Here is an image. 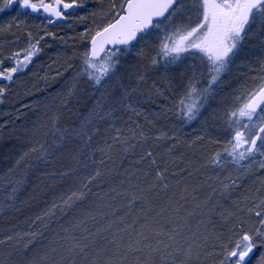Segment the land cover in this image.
<instances>
[{"label":"snow or ice","instance_id":"obj_1","mask_svg":"<svg viewBox=\"0 0 264 264\" xmlns=\"http://www.w3.org/2000/svg\"><path fill=\"white\" fill-rule=\"evenodd\" d=\"M87 8V0H3L0 13L17 12L3 30L25 29L27 46L9 52L0 60V66L5 62L12 65L0 70V81L14 82L16 74L23 72L41 53V45L46 40H65L49 28L56 22H67L69 10ZM34 15L44 17L47 23L28 25L27 17ZM20 16L25 19L20 20ZM89 17L98 18L100 22L85 27L78 34L87 44L83 52L73 53L79 57V70L74 71L64 89L53 96L54 101L59 100L60 110L52 112L43 123L37 117L30 129L22 130L23 136L15 128L7 136L0 131V161L11 162L0 176L9 189L7 198L12 202L7 208L20 210L15 202L25 189L28 177L37 172L39 166L52 169L38 171L40 178L50 182L45 188V194L51 192L50 200H45V207L27 218V230L14 225L9 230L11 234L0 239V245L12 247L19 256L18 264H197L202 262V256L213 258V264H264V177H258L260 187L255 192L242 193L239 200L233 202L235 211H228L227 216L221 214L230 224L227 243L222 242V232L200 233L190 229L192 218L201 213L197 211L200 204L182 212L184 206L180 201L187 199V186L179 197H168L160 205L154 203L156 197L152 196V191L157 184L164 190L169 187L164 182L166 168L155 172L148 188L131 195L126 205L128 215L137 203L140 207L130 223L121 216L102 227L97 226L95 231L87 227L89 221L95 222L106 215L92 208L94 201L90 197L100 195L93 192V186L105 176L100 165L113 147L112 144L100 149L92 147L93 138L100 133L99 126L93 125L114 120L121 109L139 117L142 112L136 105L141 100L163 97L160 110L153 115L160 117L172 111L178 120L188 124L198 120L210 101L219 96L217 107L212 109L213 127L219 134L213 135L205 120V130L195 140H206L207 145L219 149L210 154L205 166H231L239 173L227 183L220 181L221 195H231L240 177L264 170V0H110L106 7L101 4L98 10L78 16L76 20L84 23ZM146 50H154L155 54L149 55ZM123 58L139 59L129 62L125 68ZM238 59L244 66L251 65L250 74L232 88L224 77ZM161 65V75L147 85L149 72L160 70ZM181 65H185V70L179 73L177 82L169 74V67ZM73 69L74 65L68 63L64 71ZM57 75L63 73L57 72ZM157 80L163 86H158ZM81 81L94 93H99L86 113L72 107L73 101L78 102L84 94ZM176 88H180V92L172 102L167 93ZM8 91L9 87L0 83V97ZM106 104L108 108L104 111ZM32 107L24 105L25 109ZM145 120L154 124L147 116ZM132 123L135 128L129 129L131 137H121V130L117 128L118 135L112 138L114 143L125 145V152L129 147H136V143L130 141L138 143L148 139L144 126ZM4 127L0 125V130ZM40 129L45 130L46 138L51 136L50 142L48 139L33 141L32 137ZM12 139L18 143L4 145L5 140ZM155 139L179 142L175 135L168 136L166 132H160ZM26 144L31 146L26 147ZM174 147L172 144L168 151ZM85 149H89L87 154ZM96 151L105 159H95ZM143 159L156 164L151 151L145 152ZM58 162L62 171L55 170ZM89 168L92 170L88 171ZM215 191L213 189V193ZM115 211L113 209V215ZM117 221L120 226L113 230ZM200 223L205 221H199L197 228ZM45 240H48V251L58 259L50 261L47 255H40L39 250L32 251L29 257L33 246H44ZM209 241H213L211 250Z\"/></svg>","mask_w":264,"mask_h":264},{"label":"trees","instance_id":"obj_2","mask_svg":"<svg viewBox=\"0 0 264 264\" xmlns=\"http://www.w3.org/2000/svg\"><path fill=\"white\" fill-rule=\"evenodd\" d=\"M87 2V9L73 10L69 14L70 19L67 22H58L49 28L50 31L57 33L58 36L65 37V40H46L41 45V53L33 58L31 64L23 72L16 74L14 82L9 84L6 81H0V83L9 87V91L0 97V101H2L0 102V125H5L0 131L5 136L13 128L17 129L18 134L23 136L22 130L24 128L30 129L33 122L37 120V117L43 123L52 112L60 110L59 100L54 101L53 96L61 92L64 89L65 82L70 79L74 71L79 70V57L78 55L74 56L73 53L78 54L83 52L87 44V41L79 39L78 34L83 32L85 27H91L94 23L100 22L98 18L94 20L92 17H89L88 21L80 23L76 20V17L85 15L93 10H98L101 4L106 7L110 0H87ZM16 16L17 12L15 10L6 11L0 15V60L4 59L9 52L17 51L27 46L25 29L21 28L17 30L13 27L11 31L3 30ZM19 19L24 20L25 17L20 16ZM42 22L47 23L44 21V18L35 15L27 17L28 25L41 24ZM32 31L35 32V28ZM249 43L255 42L250 41ZM135 51L134 49L133 57ZM146 51L150 55L155 54L154 50ZM138 59L123 58L122 63L126 68L129 62H137ZM142 62L146 63V61ZM68 63L73 64L74 69L65 72L64 69ZM249 67L251 65L244 66L241 60L238 59L224 79L230 81L231 87L235 88L248 78L250 74ZM162 68L163 65L160 66V70L149 72L147 85H151L153 79L161 75ZM184 70L185 65L179 67L170 66L169 74L175 77L178 82L179 73ZM121 71H124V68ZM128 71H132V69H128ZM187 71L190 75L191 69L189 68ZM57 72L63 73V75L58 76ZM45 76L48 77L47 80L42 79ZM186 78L187 76H185ZM157 84L158 86H163L159 80H157ZM147 85H142V87L146 88ZM81 86L85 89L84 94L79 98L78 102L73 101L72 107L79 108L86 113L89 108L93 107L99 93H94L83 81H81ZM179 92L180 88L169 91L167 95L170 101L174 102L178 98L176 94ZM162 101L163 97H154L150 100L138 102L136 106L142 112V115L139 117H136L132 113H126L121 109L115 114L116 118L114 120L94 123L93 126H99L100 133L93 138L92 147L100 149L104 148L106 144H112L113 147L107 159L99 151L95 153V159H105V162L100 165L105 172V176L93 186V192L100 195L90 197V199L94 201L92 208L102 211L106 215L103 219L98 218L95 222L89 221L87 227L91 231H95L97 226L102 227L109 221L121 216H125L127 222L130 223L132 218L138 215L137 209L140 207L139 203H137L131 210V215H128L129 209L126 205L131 195L133 193L138 194L141 188H148L155 177V172L166 168V180L164 182L169 187L167 190H164L157 184L156 188L152 191V196L156 197L154 203L160 205L168 197H179L181 190L187 186L188 192L185 193L187 199L180 201V204L184 206L182 212L184 210H191L196 204H200V208L197 211L201 213L192 218L190 229L192 231H199L200 233L222 232L224 234L222 242L227 243L230 235L228 232L230 224L223 220L221 214L227 216L228 211H235L233 202L238 201L242 193L248 191L255 192L260 187L258 177H264V170H257L253 175L240 177L237 180L238 187L231 195H221L220 181L227 183L229 182V178H236L239 176V173L231 166L226 168L205 166L210 159V154L219 149L207 145L206 140H195L205 130V120L209 122L210 127L208 130L212 131L213 135L219 134L213 127L214 121L212 120V109L217 107L219 96L210 101L209 106L203 110V115L198 120L188 124H184L178 120L172 111L160 117L154 116L153 113L160 110L159 105ZM24 105H33V107L25 109ZM45 105H47V108H45ZM107 108L108 105L106 104L104 111H107ZM102 114L103 112H101ZM130 116L131 120L129 119ZM145 116H147L148 120H152L154 124H148ZM13 121L15 122L14 124ZM132 121L144 126L148 139L138 143L130 141V143H136V147H129L128 151L125 152L123 150L125 145L114 143L112 138L118 135L115 131L117 128L121 130L119 133L121 137H131L132 133L129 129L135 128V124ZM109 123L112 124L111 128H109ZM44 131V129H40L36 132L32 137L33 141L37 142L48 139L50 142L51 136L46 138L43 135ZM160 132H166L168 136L175 135L179 142L176 140H156L155 137ZM24 139L27 140L28 137L24 136ZM221 139H224L222 135ZM3 143L7 146L10 143L18 142L12 139L5 140ZM172 144H175V147L169 152L168 148ZM25 146L31 145L26 144ZM80 146L83 147L82 142ZM88 151L89 149H85L86 154ZM147 151L153 153L156 164H152L150 159L141 160V157ZM65 157H67V153H65ZM10 164V161H0V176L7 171V167ZM54 167L57 171L63 170L60 162L55 164ZM181 169L184 171L181 172ZM50 170H52L51 167L43 165L39 166L38 169V171L44 172ZM91 170V168L88 169V171ZM38 171L30 174L25 189L19 194V199L15 202V207L19 208V211L6 207V205L12 202L7 198L9 189L4 186L5 182L0 180V207H3V210L0 211V239H3L5 235L11 234L9 230L14 225H18L21 230H27V218L45 207V200H50L51 192L45 194V188L50 182L40 178ZM173 173H176V175H172ZM244 177L246 178V181L244 180L245 184L243 182L241 184L240 181ZM213 189H216L215 193H213ZM193 196L196 197L195 200L192 199ZM32 197L35 198L32 199ZM25 200L28 201L27 204L20 203V201ZM113 209L116 210L115 215L112 214ZM201 220L205 221V223H200L199 228H197V224ZM118 226L120 225L117 221V225L114 226L113 230ZM212 243L213 241H209V250H211ZM36 250H39L40 255H47L50 261L58 259L57 256L48 251V240H45L44 246L41 244L34 245L28 256L30 257L32 251ZM18 260L19 256L12 250L10 245H0V264H18ZM197 264H213V258L202 256V262L198 261Z\"/></svg>","mask_w":264,"mask_h":264},{"label":"rangeland","instance_id":"obj_3","mask_svg":"<svg viewBox=\"0 0 264 264\" xmlns=\"http://www.w3.org/2000/svg\"><path fill=\"white\" fill-rule=\"evenodd\" d=\"M3 4V0H0V5H2ZM6 12V11H5ZM4 13V12H3ZM0 15H1V13H0ZM12 65H11V63H9V62H7V63H4L3 65H2V67H1V69L0 70H2V68H6V67H11ZM246 178L244 177L241 181H240V183L242 184V182H243V184H245V180ZM245 180V181H244Z\"/></svg>","mask_w":264,"mask_h":264},{"label":"flooded vegetation","instance_id":"obj_4","mask_svg":"<svg viewBox=\"0 0 264 264\" xmlns=\"http://www.w3.org/2000/svg\"><path fill=\"white\" fill-rule=\"evenodd\" d=\"M35 16L40 17V18H44V17L39 16V15H35ZM44 21L47 22V20L45 18H44Z\"/></svg>","mask_w":264,"mask_h":264},{"label":"water","instance_id":"obj_5","mask_svg":"<svg viewBox=\"0 0 264 264\" xmlns=\"http://www.w3.org/2000/svg\"><path fill=\"white\" fill-rule=\"evenodd\" d=\"M73 10H69V13L72 12ZM57 23V22H56Z\"/></svg>","mask_w":264,"mask_h":264},{"label":"bare ground","instance_id":"obj_6","mask_svg":"<svg viewBox=\"0 0 264 264\" xmlns=\"http://www.w3.org/2000/svg\"><path fill=\"white\" fill-rule=\"evenodd\" d=\"M150 55V54H149Z\"/></svg>","mask_w":264,"mask_h":264}]
</instances>
